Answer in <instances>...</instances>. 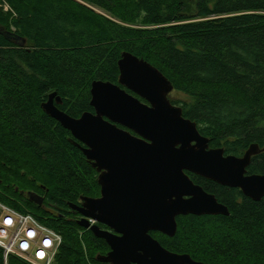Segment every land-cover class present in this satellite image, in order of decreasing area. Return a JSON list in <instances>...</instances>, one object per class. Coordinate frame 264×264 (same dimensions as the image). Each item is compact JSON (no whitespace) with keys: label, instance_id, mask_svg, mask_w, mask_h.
Listing matches in <instances>:
<instances>
[{"label":"trees","instance_id":"obj_1","mask_svg":"<svg viewBox=\"0 0 264 264\" xmlns=\"http://www.w3.org/2000/svg\"><path fill=\"white\" fill-rule=\"evenodd\" d=\"M4 1L10 10L0 8V201L62 235L53 264H109L96 256L110 247L71 216L70 204L100 194L98 172L42 102L57 91L59 108L72 116L93 111L92 82L117 83L123 52L171 80L172 103L210 147L238 156L252 143L264 148V0ZM247 169L264 173V151ZM187 173L230 214L179 215L174 236L151 234L207 263L264 264V197L256 201L238 187ZM28 191L44 203L31 202ZM8 264L30 263L11 255Z\"/></svg>","mask_w":264,"mask_h":264},{"label":"water","instance_id":"obj_2","mask_svg":"<svg viewBox=\"0 0 264 264\" xmlns=\"http://www.w3.org/2000/svg\"><path fill=\"white\" fill-rule=\"evenodd\" d=\"M118 65L117 83L92 82L93 111L72 116L59 108L63 98L57 91L42 102L43 110L71 131L73 143L99 172L101 196H83L81 207L70 206L82 214L79 225L110 246L107 253L97 255L101 262L211 264L167 249L151 231L174 236L179 215L230 214L228 206L195 183L187 171L261 200L264 173L249 174L247 168L264 148L252 143L238 156L210 147L197 123L172 103L174 86L159 68L129 51L122 53ZM27 197L37 205L44 203V196L35 191H28Z\"/></svg>","mask_w":264,"mask_h":264},{"label":"built area","instance_id":"obj_3","mask_svg":"<svg viewBox=\"0 0 264 264\" xmlns=\"http://www.w3.org/2000/svg\"><path fill=\"white\" fill-rule=\"evenodd\" d=\"M62 240L59 232L33 214L22 213L0 201V264H8L11 255L30 264H53Z\"/></svg>","mask_w":264,"mask_h":264},{"label":"flooded vegetation","instance_id":"obj_4","mask_svg":"<svg viewBox=\"0 0 264 264\" xmlns=\"http://www.w3.org/2000/svg\"><path fill=\"white\" fill-rule=\"evenodd\" d=\"M98 172V171H97ZM98 175H99V172H98ZM98 183H99V181H98ZM99 186H100V194L99 195H97V196H95V197H100L101 196V185L99 184ZM83 196H81V198H82ZM81 198H80V200H79V202L78 203H74V204H76L77 206H79V207H81L82 205H83V201L81 200ZM71 207V206H70ZM63 215V214H62ZM78 216L77 217V219L79 220L80 218H82V214L79 212V210L78 209H75V208H72L71 207V216ZM65 216H68V215H65ZM94 223H97L96 221L94 222ZM102 228H105V229H108V227L106 226V225H103V224H101V223H98ZM110 247V246H109ZM111 249V248H110ZM109 249V250H110ZM108 250V251H109ZM107 251V252H108ZM106 252V253H107ZM105 254V253H104Z\"/></svg>","mask_w":264,"mask_h":264},{"label":"rangeland","instance_id":"obj_5","mask_svg":"<svg viewBox=\"0 0 264 264\" xmlns=\"http://www.w3.org/2000/svg\"><path fill=\"white\" fill-rule=\"evenodd\" d=\"M190 4L194 5L196 3V0H190ZM0 8L5 11V12H8L10 10V7L9 5L4 1V0H1L0 1ZM103 13V12H102ZM104 14V13H103ZM27 42V41H26ZM26 44V43H25ZM97 257V256H96Z\"/></svg>","mask_w":264,"mask_h":264}]
</instances>
